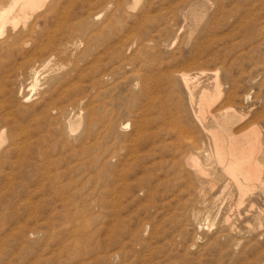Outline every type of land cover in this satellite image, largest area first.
I'll return each instance as SVG.
<instances>
[{"label": "rangeland", "instance_id": "rangeland-1", "mask_svg": "<svg viewBox=\"0 0 264 264\" xmlns=\"http://www.w3.org/2000/svg\"><path fill=\"white\" fill-rule=\"evenodd\" d=\"M255 146L260 179L234 177ZM0 264H264V0H49L8 27Z\"/></svg>", "mask_w": 264, "mask_h": 264}, {"label": "bare ground", "instance_id": "bare-ground-1", "mask_svg": "<svg viewBox=\"0 0 264 264\" xmlns=\"http://www.w3.org/2000/svg\"><path fill=\"white\" fill-rule=\"evenodd\" d=\"M48 1L49 0H11V2L8 5L1 7L0 37L5 34L8 27H12L16 29L18 26H20V24L25 25L27 21L30 19V17L33 16V14L38 10L40 11V9L44 7ZM33 89H35V86H33ZM231 151L233 152L234 155L235 153L234 148ZM259 151L260 148L258 146H255L253 149H249L247 152H245V155L242 156L240 159L238 158L239 156L238 157L235 156L237 157L235 159L231 158L233 159V161L230 164V168H229L230 173L234 177H236L237 175L242 176L241 174L243 173L249 178L248 180L254 182L258 181L260 179L259 176H261L260 174L261 170L258 166L259 164H257L256 162L257 159L256 154H259ZM217 155H218V159L220 160L223 159V155L221 151Z\"/></svg>", "mask_w": 264, "mask_h": 264}]
</instances>
